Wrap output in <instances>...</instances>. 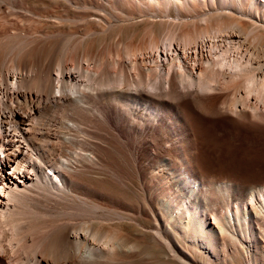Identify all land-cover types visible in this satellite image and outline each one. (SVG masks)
Returning a JSON list of instances; mask_svg holds the SVG:
<instances>
[{"label": "bare ground", "instance_id": "6f19581e", "mask_svg": "<svg viewBox=\"0 0 264 264\" xmlns=\"http://www.w3.org/2000/svg\"><path fill=\"white\" fill-rule=\"evenodd\" d=\"M263 135L264 0H0V264H264Z\"/></svg>", "mask_w": 264, "mask_h": 264}, {"label": "rangeland", "instance_id": "374dc122", "mask_svg": "<svg viewBox=\"0 0 264 264\" xmlns=\"http://www.w3.org/2000/svg\"><path fill=\"white\" fill-rule=\"evenodd\" d=\"M40 4V2L38 3V5ZM46 3H44V5H45ZM39 7H43V4H41V5H39ZM138 21H140V20H138ZM144 23H142V26H141V24L140 25H136V27H134L133 29H130V28H127V29H125L122 33H121V35L119 36L117 33H112V34H109V35H107V36H104V38H103V36L97 41V43L96 44H98L97 46H96V44L94 45V47L93 48H100V50L103 52V54L104 55H108L109 53H113L114 52V50H115V42H116V40L119 38V37H122V39L123 40H126L127 38H129L128 40H130L131 39V37H132V34H136L137 36L139 35V33H141L142 31H140V30H142V29H144V27H145V25H143ZM141 26V27H140ZM142 28V29H141ZM138 29V30H137ZM134 30H135V33H133L134 32ZM126 31V32H125ZM116 34V35H115ZM124 34V35H123ZM111 35V36H110ZM127 37V38H126ZM109 42H111V43H109ZM105 43V44H104ZM108 46V47H107ZM112 46V47H111ZM104 48V49H103ZM108 48V49H107ZM112 48H113V50H112ZM262 124H259L258 126H261ZM113 126H114V124H113ZM226 135H227V133H226ZM220 137H221V135H220ZM262 137H264V135L262 136ZM262 137H260L261 139H259L260 140V142H259V145L255 148V151L257 152V157H256V160H254L253 162L255 163V165L257 166V167H259L260 165V167L259 168H264V151L262 152V154L261 155H259V152L261 151L260 149V147H264V138H262ZM239 138V137H238ZM238 138H236V140L238 139ZM223 140H225V138H223ZM227 140H229V137L227 138ZM241 140V139H240ZM234 143H235V145H234ZM234 143H232L233 144V146L234 147H236L237 146V142H234ZM245 144H247L246 142H245ZM259 151H258V150ZM263 150H264V148H263ZM257 162V163H256ZM260 164H259V163ZM102 173V174H101ZM101 173H98V174H96V173H91V175L92 176H94V177H96L99 181H100V183H101V185L103 186V187H105V188H108V191H111V192H113V193H121V195L125 198V200H128V201H130V202H133V203H137V200L139 199V197H138V194H140L139 193V188H140V184L138 183V182H136V181H125V183L122 185L121 183H119L118 181H116L115 179H113V177L111 176V174L110 173H108V172H101ZM104 173V174H103ZM110 174V175H109ZM107 175H109V176H107ZM110 177H112L111 179H112V182H111V179H110ZM108 178H109V180H108ZM102 181V182H101ZM127 182V183H126ZM133 182V183H132ZM115 183H117V184H115ZM120 184V186H117V185H119ZM139 184V185H138ZM138 187V188H137ZM145 224V226H147L148 224H147V222H145V221H143ZM123 229H125V230H128V231H131V232H133V230L135 229V228H132V227H128L127 225H126V223H124V226H123Z\"/></svg>", "mask_w": 264, "mask_h": 264}]
</instances>
